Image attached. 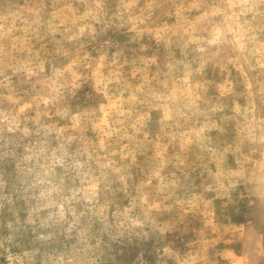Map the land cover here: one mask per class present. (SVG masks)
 <instances>
[{"label": "rangeland", "instance_id": "rangeland-1", "mask_svg": "<svg viewBox=\"0 0 264 264\" xmlns=\"http://www.w3.org/2000/svg\"><path fill=\"white\" fill-rule=\"evenodd\" d=\"M0 264H264V0H0Z\"/></svg>", "mask_w": 264, "mask_h": 264}]
</instances>
